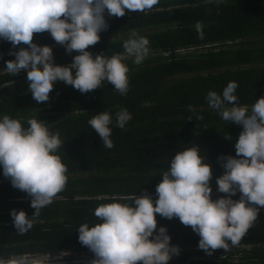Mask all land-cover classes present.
Returning a JSON list of instances; mask_svg holds the SVG:
<instances>
[{"label":"trees","instance_id":"obj_1","mask_svg":"<svg viewBox=\"0 0 264 264\" xmlns=\"http://www.w3.org/2000/svg\"><path fill=\"white\" fill-rule=\"evenodd\" d=\"M105 17L108 30L100 32V41L87 49L94 56L123 53V42L133 31L149 40V53L168 51L150 54L140 65L132 57L124 61L129 68L127 95L119 94L107 81L88 93L57 81L49 101L37 103L27 91V73L11 76L4 70L5 62L15 57L8 54L11 43L0 40V118L9 115L24 128L28 119L35 118L44 121L50 131L59 132L64 144L57 155L68 177L64 189L21 235L13 225L11 210L22 209L31 218L35 209L30 206L31 197L13 188L0 166V258L88 250L78 240V228L101 223L94 215L98 206L114 199L131 205L129 197L145 192L155 201L156 186L172 157L195 145L212 168V199L225 195L217 191L216 178L224 172L218 157L235 156L234 143L242 127L224 121L208 107L206 96L209 91L222 93L230 81L239 85L236 95L241 105L250 107L264 96V0H220L218 4L216 0H159L143 13L126 10L116 18L106 12ZM198 21L203 39L194 27ZM33 41L50 46L57 65L66 66L79 54H67L48 32L34 34ZM19 47L27 46L14 51ZM176 49L195 51L178 55ZM178 74L187 76L162 84L163 79ZM121 108L132 116L123 129L114 126L115 113ZM103 111L113 117L109 126L112 149L102 146L88 124ZM232 198L239 199V193ZM156 219L157 231L166 227L172 245L198 246L200 236L179 218L169 220L156 214ZM238 245H252L246 260L176 259L178 255H173L168 264H264V208Z\"/></svg>","mask_w":264,"mask_h":264},{"label":"clouds","instance_id":"obj_2","mask_svg":"<svg viewBox=\"0 0 264 264\" xmlns=\"http://www.w3.org/2000/svg\"><path fill=\"white\" fill-rule=\"evenodd\" d=\"M212 2V0H209ZM220 0H216L218 4ZM159 0H0V39L10 42L5 62L6 72L15 76L27 73V91L37 103L49 101L54 82L71 85L81 93L101 88L107 81L121 95L129 91V68L124 61L132 57L140 65L149 55V40L133 31L123 42V53L111 57L93 55L87 49L100 41L99 33L107 31L105 13L120 18L129 12L151 10ZM195 30L204 38L202 24ZM48 32L67 54L78 52L66 66L54 62L53 49L33 41L36 33ZM18 51H14L17 46ZM238 83L230 81L222 93L209 91V108L226 122L242 127L234 143L235 156L218 157L223 175L216 178L217 191L224 196L212 199L211 165L205 163L200 147L178 151L168 170L156 186L157 199L145 192L129 197L131 205L115 199L95 209L101 220L92 227L78 228V240L95 258L91 264H168L180 249L171 244L166 227L157 231L156 214L171 220L176 217L200 236L198 248L207 255L217 249L237 246L264 208V96L250 107L241 105L236 95ZM189 110L194 111L191 105ZM202 119V117H197ZM132 119L127 109L115 113V127L123 129ZM190 120V119H189ZM28 127L9 115L0 118V166L13 188L31 197L35 209L31 218L24 210L12 209L10 216L18 234L33 227L40 210L52 203L67 182V168L57 155L63 147L59 132H52L42 120L28 119ZM88 124L107 149L111 140L112 115L103 111L92 116ZM230 139V137H225ZM239 193V199H233ZM151 237V239H150ZM0 258V264H25L23 259ZM179 257V256H178Z\"/></svg>","mask_w":264,"mask_h":264},{"label":"built area","instance_id":"obj_3","mask_svg":"<svg viewBox=\"0 0 264 264\" xmlns=\"http://www.w3.org/2000/svg\"><path fill=\"white\" fill-rule=\"evenodd\" d=\"M186 49H176L177 51H184ZM168 52V51H167ZM179 53V52H177ZM252 248V245H237V246H229L228 250L217 249L210 256L212 260H228L232 262H238L234 255L231 254L230 248ZM189 247H179L180 252L179 255L185 252ZM192 248V247H191ZM197 249V247H195ZM201 250V249H199ZM16 259H23L25 264H91V261L95 258L94 253L88 250H80V251H53V252H45V253H33V254H24L22 256L14 257ZM181 259V258H176ZM196 259H204V258H196Z\"/></svg>","mask_w":264,"mask_h":264},{"label":"rangeland","instance_id":"obj_4","mask_svg":"<svg viewBox=\"0 0 264 264\" xmlns=\"http://www.w3.org/2000/svg\"><path fill=\"white\" fill-rule=\"evenodd\" d=\"M192 51H195L194 49H186L184 51H177L179 53H177L178 55H185L186 53H190ZM153 54V55H161V54H167V51L164 52H156V53H149ZM129 58V57H128ZM187 75L185 74H178V75H174L172 77H168L162 80V84L166 85V84H170V83H174L179 81L180 79L186 77ZM252 248H237V247H231L230 248V252L232 255H234L236 257V259H238L239 261L242 259V257H244L246 255V253L251 250ZM179 258L182 259H196V258H204V259H210V256L207 255L203 250H199L195 247L192 248H188L185 252L181 253L180 255H178ZM7 259V258H6ZM247 258L244 257V260H246Z\"/></svg>","mask_w":264,"mask_h":264},{"label":"crops","instance_id":"obj_5","mask_svg":"<svg viewBox=\"0 0 264 264\" xmlns=\"http://www.w3.org/2000/svg\"><path fill=\"white\" fill-rule=\"evenodd\" d=\"M1 40V39H0Z\"/></svg>","mask_w":264,"mask_h":264}]
</instances>
